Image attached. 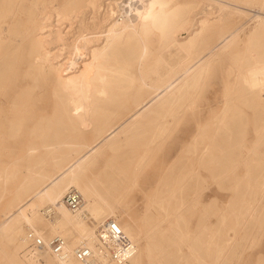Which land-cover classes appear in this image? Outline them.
<instances>
[{
  "label": "bare ground",
  "instance_id": "obj_1",
  "mask_svg": "<svg viewBox=\"0 0 264 264\" xmlns=\"http://www.w3.org/2000/svg\"><path fill=\"white\" fill-rule=\"evenodd\" d=\"M244 3L256 5L254 23L246 32V52H237L229 69L236 74L234 89H239L234 92L226 84L228 100L208 139L202 133L207 123H202L201 113L191 111L198 121L196 130L186 142L172 148L175 154L160 169L155 193L142 207L146 226L142 231L132 216L121 219L118 206L111 202L116 177L108 171L113 158L87 183L80 178L81 171L95 165L107 149L140 145L152 153L163 145L176 120L185 117L193 105L203 75L217 64L213 57L223 58L239 36L228 14L248 9L241 5ZM202 4L205 8L200 11ZM213 5L218 15L209 16L211 10L204 15ZM48 8L61 22L56 24L63 25L62 30L59 26L60 37L55 36L64 43L56 49L50 45L53 39L52 44L57 41L49 38L55 28H48ZM71 31L77 33L73 42L68 41ZM32 35L36 39L27 59L22 43ZM14 78L23 80L26 88L12 101L11 112L20 114L18 120H24L29 110L36 113L34 96L30 93L29 103L21 102L20 97L41 83H50L56 102L51 115L56 120L60 114L88 115L94 135L91 139L81 135V140L74 141L80 130L72 124L65 127L67 139L60 142L57 124L33 126L32 135L44 137L45 152L31 163L37 146L30 142L27 168L13 173L23 176L0 219V243L12 244L10 251H3L7 264H56L48 248L28 249L30 232L47 243L55 235L63 236L69 254L66 264H86L73 254L83 243L104 264H146L144 259L150 264H235L234 259L238 263L247 249L261 242L264 0H0V93ZM236 99L254 105L259 114L250 148L243 142L234 148L239 143L229 134L237 126L235 122L245 121V109L232 102ZM1 111L0 132H17L21 123ZM189 128H182V136ZM62 144L71 146L67 154L60 149ZM234 158L244 165L243 174ZM21 159L14 163L19 165ZM202 169L209 171L216 184L235 185L232 200L224 208L219 207L218 190L207 192L211 182ZM4 178L0 173V184ZM72 187L83 197L76 211L64 201ZM238 206L239 212H227ZM155 214L160 218L154 220ZM230 216L235 220L233 227ZM107 219H114L135 242V253L124 262L109 260L98 244L96 229ZM263 254H258L254 264H264ZM176 257L183 260L174 261Z\"/></svg>",
  "mask_w": 264,
  "mask_h": 264
},
{
  "label": "rangeland",
  "instance_id": "obj_2",
  "mask_svg": "<svg viewBox=\"0 0 264 264\" xmlns=\"http://www.w3.org/2000/svg\"><path fill=\"white\" fill-rule=\"evenodd\" d=\"M262 1V0H261ZM203 5V6H202ZM198 10H203L205 8V4H202ZM248 9L243 8L242 10L228 14L231 18L228 19L231 23V27L237 29L238 35L234 40H232L231 45L225 50L224 57L218 59V62L213 67H209L206 73L203 75V79L201 80L198 89L196 91V98L193 102V105L189 108L190 110L188 113L183 117L180 121L176 120L172 128L168 131V138L165 140L162 146L157 147L152 153H149L148 150L145 149L140 145H135L132 147H122L119 150L113 151L111 149H107L105 154H103L99 161L95 165H89L86 169H83L80 174V178L82 181L87 183L96 172L100 169L104 170L105 165L108 163L109 159L113 158V167L109 169L108 172H111L115 175V183H114V192L112 193V203L117 207V214L121 219H127L128 217L132 216L135 219V223L139 229L142 231L145 230V221L143 218L142 207L148 201V198L151 195H154V188L156 184L160 180L161 170L165 167L169 160L171 159L172 155L175 154L172 148L174 146L179 147L181 143L186 142L189 138L192 137L194 131L197 127V118H195L192 114L200 112L202 117V123H207L202 131L205 134V137L208 139L210 135L214 132V125L217 122L216 117L222 114L224 107L226 106L227 98L226 95L228 87L234 89V82L236 79V74L233 72H229L230 66L232 61L235 58L236 53H244L246 52L244 49L247 46L249 36L247 35V31L251 25L254 23V10L255 4H241ZM208 9L204 11V15L208 14L209 11L212 12L209 16L216 17L218 15V11L216 10V6L213 5L212 7H207ZM252 9V10H251ZM200 10V11H201ZM209 10V11H208ZM228 10H233V7H228ZM47 13L49 15V19L46 20L48 24V28L54 29L51 30L52 34L49 38H55V45L54 39L52 40L53 49L60 48L64 43V39L59 40L60 32L62 30L61 23L57 19V14L47 9ZM55 14V15H54ZM232 15V16H231ZM54 18V19H53ZM50 20V21H48ZM213 21V20H212ZM53 23V24H52ZM68 25V24H66ZM59 26L61 27L59 29ZM52 27V28H51ZM58 27V28H57ZM49 29V30H50ZM60 30L59 32L57 31ZM65 28V30H67ZM244 30V31H243ZM57 31V32H56ZM55 32V34H54ZM77 34L75 31L70 32V36L68 37V41H75V36ZM54 35V36H52ZM59 35L58 40H56V36ZM187 33H184L183 36H186ZM35 36V37H34ZM74 36V37H73ZM31 37H33L31 39ZM30 38L23 41V51L24 56L29 59L31 56L29 55V46L32 44L33 41L36 39V35H32ZM71 37V38H70ZM63 41V42H62ZM59 43V44H58ZM54 45V46H53ZM60 45V46H59ZM48 46V43H47ZM58 50V49H57ZM237 53V54H238ZM222 55V53H221ZM73 57L71 54L68 56L69 59ZM68 59V60H69ZM235 66V64H234ZM23 67V65H22ZM23 77V76H22ZM30 79L29 77H27ZM53 78V77H52ZM205 78V79H204ZM20 79V78H18ZM52 80V79H51ZM21 81H16L15 78L11 80L9 83L4 84L1 88L3 91L0 93V108L3 109L1 111V115L8 114L7 117L13 119L15 123H21V127L17 132L8 133L6 131L0 132V173L4 175V179L0 184V219L3 217V214L6 210V207L9 204L11 196L15 193V188L22 179V173L18 176L14 177L13 173L17 170H25L28 165V158H29V146L30 142L36 144V152L32 153L30 158L31 163L35 162L38 155H44L45 146L43 144L44 137L34 133L32 135L31 130L33 126L37 123L46 126L48 124H57L59 126L58 131V140L60 142H64L67 139V129L66 126H71L72 124L78 126L80 130V134H74L72 138L74 141L81 140V135L83 139H91L94 135V130L92 126V120L89 118L88 115L82 116L78 114L65 115L60 114L57 116V120L54 116H52L53 109L55 108V98L52 93V89L49 84L41 83L40 86L32 89V91H28L26 95H22L20 97L21 102H28L30 93L34 96L33 97V104L36 113L31 114L30 110L29 113L26 114L24 120H18L17 118L21 117L19 113H12L11 109L13 108L12 101L15 97L20 96L19 92H23L25 88V83ZM230 81L232 84H228L227 82ZM31 82V80H30ZM28 83V86L30 84ZM228 87H227V85ZM31 85V84H30ZM30 89V88H29ZM239 89V87H236ZM236 89L233 91L235 92ZM41 93V96H40ZM19 94V95H18ZM44 97H43V96ZM32 102V101H29ZM28 102V103H29ZM235 104L239 105L240 107L245 109V113L243 117H245V121L243 122H235L237 126L229 132L233 137H231L234 142L239 143V145H235L234 148H240V143H244L247 147H251L253 144L256 132H255V118L259 116L256 114L254 109L255 106L252 104L242 103L240 100H232ZM224 103V104H223ZM201 107V108H200ZM11 112V113H10ZM198 116V115H197ZM264 116V113L261 115ZM199 117V116H198ZM178 121V122H177ZM7 121H5L6 123ZM177 123V124H176ZM184 126H189V132L182 136L181 130ZM182 137V139L180 138ZM199 138L201 136H198ZM53 138H48L51 140ZM81 142V141H80ZM71 146L62 144L60 149L62 152H67L70 150ZM260 150H264V143L260 145ZM173 152V153H172ZM149 154V155H148ZM172 154V155H171ZM77 154H74L76 157ZM150 156V157H149ZM21 157V162L19 165L14 163L16 158ZM146 158V160H145ZM150 158V159H149ZM234 162L238 164L237 169L238 171L243 174L245 170L244 165L239 164L238 160L234 158ZM147 161V162H146ZM145 162V163H144ZM234 163V164H235ZM106 171V170H105ZM202 172L207 175L208 182L210 184V190L208 189V193L211 194L213 190H218L219 195V207L224 208L226 204H228L232 200V196L234 195L235 185L233 183H223L216 184L213 182L212 177L209 174V171L206 169H202ZM134 177V178H133ZM137 177V178H136ZM134 180V181H133ZM133 187V188H132ZM73 188V187H72ZM122 196V197H121ZM247 197H251L252 194H246ZM119 198V199H118ZM241 206L232 208L227 211L230 214L237 213L240 211ZM160 217L155 216L153 217L154 220ZM214 218V217H212ZM233 227L235 222L234 217L230 216L228 220ZM242 231V230H241ZM126 233V232H125ZM169 243H165L164 245L167 246ZM259 244V245H258ZM254 248H249L244 252V256L240 259L237 263V259H234L233 262L237 264H254L258 260V254L260 252L264 253V235L261 239V242L258 243ZM174 249L177 245H174ZM2 246V250L0 248V264H7L8 260L3 258V251H10L12 244L5 242L0 243V247ZM30 246V245H29ZM30 247H28L29 249ZM186 248V247H185ZM176 251V250H175ZM264 256V254H263ZM208 259L209 258L208 256ZM264 259V257H263ZM5 260V261H4ZM182 258L176 259L174 261H181ZM3 261V262H2ZM146 264L148 263L147 259ZM235 263V264H236Z\"/></svg>",
  "mask_w": 264,
  "mask_h": 264
},
{
  "label": "built area",
  "instance_id": "obj_3",
  "mask_svg": "<svg viewBox=\"0 0 264 264\" xmlns=\"http://www.w3.org/2000/svg\"><path fill=\"white\" fill-rule=\"evenodd\" d=\"M68 207L79 210L83 204L82 194L76 188H70L64 196ZM98 244L101 250L108 255L109 260L124 262L136 251L135 242L123 231L114 219H107L96 229ZM30 248H48L56 257V264H66L69 254L66 251V239L61 235L53 236L48 243L33 232L28 234ZM74 256L86 264H104L97 258L94 250L87 244L77 246Z\"/></svg>",
  "mask_w": 264,
  "mask_h": 264
}]
</instances>
